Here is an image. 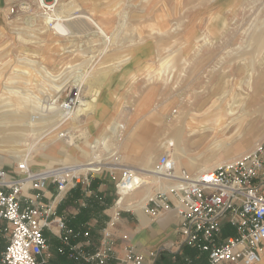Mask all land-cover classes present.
I'll use <instances>...</instances> for the list:
<instances>
[{
    "label": "rangeland",
    "instance_id": "rangeland-1",
    "mask_svg": "<svg viewBox=\"0 0 264 264\" xmlns=\"http://www.w3.org/2000/svg\"><path fill=\"white\" fill-rule=\"evenodd\" d=\"M133 12V17L126 20L128 27H131L126 35L121 33L122 29H119L124 27V20L120 22V19L100 17L107 24L102 23L101 27L111 38L110 42L107 43V45L109 44L108 48L114 41L118 47L125 46V42H132L134 45L128 51L132 54V65L127 67L125 77L140 72L141 64L153 66V76L149 81L150 86L153 87L151 94L154 97L153 109L155 111L158 112L164 104H167L171 110L188 111V115L201 114L206 110L213 112L223 107L226 110L234 109V115L244 116V120L240 124L237 121L230 123L227 121L216 133L207 131L203 134H190L186 130L183 131L180 145L187 156L200 165L193 168L192 171L196 172L202 166L209 168L218 166L220 158H225L228 153L243 146V137L250 138L258 131L261 132L263 139H261V145L264 149V0H236L230 7L226 6L223 0H134ZM216 14L225 21V25L219 31L210 33L207 31L206 25L211 17ZM93 19L98 21V18L93 17ZM117 29L119 30L117 31ZM125 36L128 37V41ZM194 42H197L198 45L192 49ZM142 52L148 54L142 57ZM165 62L169 63V66L163 67L162 64ZM12 63L13 60L11 59L10 65ZM35 68L39 71L42 67ZM164 68L166 69L164 70ZM98 69L100 67L95 63L89 66L69 65V67H60L55 72L42 69V72H38V74H44H35L34 77H31L28 70L24 71V77L9 73L6 77L0 76V92L9 89L17 96L35 95L44 100L51 98L52 104L57 100H62L68 92L73 91L76 83H78V76L83 73L82 77L84 78L81 81L82 84H79V88L85 95L88 104L86 111L88 112L91 110L92 98L97 94L99 95L94 99L95 101H92L95 103L101 94H105V90L100 91L95 86L101 84L103 80V77H96ZM53 76L56 77L53 78ZM143 78L145 79V77L139 76L137 81ZM137 81L133 86L137 84ZM54 84L58 86V90ZM94 89V94H92ZM158 91L161 93L158 94ZM134 92V88L126 91V104L121 109L126 116L131 111L130 123L137 118H133L134 111L132 110L136 100L133 95ZM91 94L92 96H90ZM86 96H90L91 100ZM141 100L147 99L141 98L137 102ZM140 109L141 112H136L137 116L143 112H146L147 115L144 121H142L143 117L142 120L136 121L132 125V128H136L137 132L134 140L135 149L150 146L155 141V136L162 132L160 129L164 124L167 131L172 128L181 129L183 125L181 120H176L169 115L164 116L166 118L163 123L161 116L152 115L150 110L147 109L146 111L143 105ZM185 119L188 120V117L185 116L184 121ZM114 122L124 123V126L127 124L125 121L114 120L110 123V128L113 127ZM86 124L87 121H72L63 127L65 125L63 123L59 129L44 137L40 142L51 143L40 148L39 154L46 153V150L52 146L58 154V160L53 161L51 158L54 156L47 155L38 160L40 166L36 164L37 167L33 168L42 169L68 163H88L92 161L93 155H98L103 157L99 163L107 162L102 170L117 173V180L120 175L119 168L123 167L117 163L114 164V159L120 160L122 157V153L116 150V145L119 142L112 146L108 143L111 150L102 151L100 143L108 138L109 130L105 135L95 137L96 139H89L91 133L88 134L87 129H85ZM24 131L28 133V130ZM60 132L70 133V139L62 137ZM239 133L244 136L239 138L237 136ZM162 136L159 135L158 139L163 142ZM80 137L82 139L79 141ZM30 141L31 137L26 142ZM73 141H78L79 145L85 143L83 149L86 153L81 151L75 152L76 154L73 153L74 150H79L74 145L67 146ZM130 142L132 140L128 143ZM23 147L22 142L10 143L0 139L1 156H6L7 151L11 148L22 149ZM66 148L69 157L66 156ZM162 153H167L171 157L174 153L173 147L167 151L161 148L157 150L158 156ZM77 155L81 159H74ZM6 160L8 162L2 163L1 167L14 170L17 162L12 161L9 157ZM120 164L125 166L136 165L135 162L129 161ZM102 166L96 165L94 168H101ZM263 170L264 163L261 171L263 172ZM143 177L146 178L145 175ZM153 186L157 187V185ZM128 203L119 204L118 207L129 208ZM263 249L264 245L262 251H264ZM49 252L50 247L45 254L48 255ZM180 257L182 256L176 253L173 258L162 259V263L157 259L153 264H177Z\"/></svg>",
    "mask_w": 264,
    "mask_h": 264
},
{
    "label": "built area",
    "instance_id": "built-area-1",
    "mask_svg": "<svg viewBox=\"0 0 264 264\" xmlns=\"http://www.w3.org/2000/svg\"><path fill=\"white\" fill-rule=\"evenodd\" d=\"M56 1L36 0L40 15L53 29L58 21L53 16ZM20 7L28 9L24 3ZM85 99L83 92L74 88L53 104L64 118H70L87 106ZM60 135L71 137L67 132ZM263 157L260 145L235 162L189 173L184 168L175 170L172 158L162 153L155 172L169 179L173 186L167 190L155 187L145 199L144 209L153 217L161 210H173L180 220L182 245L205 254L207 264H256L264 245ZM105 165L94 168L83 162L34 169L23 159L14 170L0 166V264H41L49 248L48 234L58 235V253L75 261L74 264H113L115 256L109 244L84 251L82 244L72 241L88 237V230L68 227L64 216H54L52 203L35 205L24 194L37 191V199L46 183L54 184L58 193L67 192L77 184L88 183L90 176L102 171ZM119 166L123 167L114 183L117 206L122 193L132 192L144 183L143 175L136 176L129 166ZM117 217L115 211L112 224ZM126 249L125 263H142V255L133 254L130 245Z\"/></svg>",
    "mask_w": 264,
    "mask_h": 264
},
{
    "label": "crops",
    "instance_id": "crops-1",
    "mask_svg": "<svg viewBox=\"0 0 264 264\" xmlns=\"http://www.w3.org/2000/svg\"><path fill=\"white\" fill-rule=\"evenodd\" d=\"M133 2L134 0H57L54 17L60 21L67 17L72 18L66 21L69 29L67 28L68 33H64L47 26L36 6V0H0V76L6 77L11 73L24 77V71L28 70L31 77H34L35 74H44H38L42 69L55 72L60 67L69 65L89 66L96 63L100 67L96 77H103V80L95 86L100 91L110 93V106L106 112L87 122L85 129L91 133L89 139L105 135L114 120L125 121L127 128L134 129L133 123L143 117L144 121L147 113L143 112L133 122H129L131 111L126 116L121 110L126 104V91L135 89L133 95L136 100L133 108L141 98L150 99L155 104L151 94L153 87L150 86L149 80L143 78L137 81L135 86H123L127 67L132 65V54L127 52L134 45L132 42H125V46L118 47L114 41L108 48L109 44L104 45L97 31L83 26L84 19L81 17L82 13H86L94 18L109 17L120 19V22L124 20V27L119 29L126 35L131 29L126 20L133 17ZM21 3L26 4L28 9H22ZM10 8H14L13 13ZM126 40L128 41V37ZM123 52H126V55ZM147 54L142 52L141 56ZM11 59L13 63L10 65ZM35 67L42 68L38 71ZM94 91L95 89L91 93ZM160 93L161 91H158V94ZM90 96L86 97L91 98ZM161 118L164 123L166 117L162 115ZM134 140L126 144L124 150L119 151L128 159L125 161L135 162L133 167L141 171L139 163L144 157V151L142 148H134ZM75 152L78 150L73 151ZM75 158L81 159L79 155ZM261 173L264 174V170ZM116 178L117 173L102 170L92 174L88 183L77 184L67 192L58 193L54 184L46 183L37 199V191L30 190L24 194L32 198L35 205L52 203L55 208L54 216H64L68 227L88 230V237L80 236L74 239L82 244L84 251H93L95 247L101 248L104 243L109 244L115 256L113 264H130L124 262L126 247L129 245L133 254L142 255L141 264H153L157 259L162 263L168 257L173 258L176 253L182 256L184 246L179 233L180 220L176 213L173 210H161L154 217L149 215L144 209L145 200L142 199L141 191L126 197L124 203L129 202V208H119L115 203ZM154 190L153 186L150 193ZM170 198L174 200L173 196ZM115 211L118 212V217L112 224ZM124 236H127L126 239ZM57 237L56 234H48L50 252L45 254L44 262L70 264L55 253ZM261 256L264 257V251Z\"/></svg>",
    "mask_w": 264,
    "mask_h": 264
},
{
    "label": "bare ground",
    "instance_id": "bare-ground-1",
    "mask_svg": "<svg viewBox=\"0 0 264 264\" xmlns=\"http://www.w3.org/2000/svg\"><path fill=\"white\" fill-rule=\"evenodd\" d=\"M235 1L236 0H223V3H225L226 6L230 7ZM53 16H54V10H53ZM81 17L84 19L83 26L88 27V28L90 27L94 29L95 31H97L98 33H100L101 35L100 37H102L104 45L110 42L111 38L104 32L105 30H103V28L101 27L102 23L106 24V22H104L100 18H98V21L97 20L95 21L91 14H86V13H82ZM71 19L72 18H69V17H67L64 21H60L58 19V21H56L54 25V30L56 29L59 32L68 33L67 28L69 29V27L66 24V21H69ZM224 25H225V21L221 19L219 15L216 14L211 17L210 21L206 25V29L208 32L212 33L214 31H219L221 28L224 27ZM197 45L198 43L194 42L192 49L196 48ZM127 53H129V55L131 54V52H127ZM123 54L126 55V52L125 53L123 52ZM141 65H142L141 71L138 73L129 74L126 77V80L122 82L123 86H126V87L133 86V84L137 81V77L139 76L145 77V80H150L152 78L153 66L143 65V64ZM162 65L163 67L164 66L166 67V65L169 66V63L165 62ZM135 69H136V66H135ZM165 69L166 68H164V70ZM83 75L84 74L82 73L78 76L79 80H78V83H76L77 85L75 87V89L80 90V91L81 89L79 88L80 86L79 84H82L81 81L84 78L82 77ZM55 77L56 76H53V78ZM55 87H56V90H58V86L55 85ZM97 95H95L94 98H92V101H95L94 99L99 96ZM50 99H45V100L40 99L38 96H35V95L17 96L13 91L9 89L6 91L0 92V139H2V141L10 142V143L22 142L24 145L22 149L11 148L10 150L7 151L6 156L0 155V166L2 165V163L8 162V160H6L7 157L11 158L12 161L14 162H18L19 160L24 159L26 160L29 166H32V168L40 166V163L38 162V160L39 159L41 160V158L47 155L54 156L51 159L53 161H57L58 154L55 152V149L52 146H50L46 150V153H42L43 155L39 154L40 148L44 146H48L49 143H51V142L47 143V141H42V142L40 141L44 137L52 134L53 131L59 129L63 123H65V125L63 126L65 127L69 125L70 123H72V121L90 122L95 116L101 115L103 112H106V110L110 106V100H109L110 93L108 91H105V94L103 95L101 94L97 102L92 103L91 101V108H90L91 110H89L90 112L89 111L87 112L86 110L88 109V107H85L84 109L77 110L75 114L71 116L70 118H64L63 117L64 115L58 110L56 105H54L53 103L51 104ZM86 105L88 106L87 103ZM142 105L145 107L146 111L147 109H149L152 115H158L161 117L162 115L163 116L169 115V116H172L174 119L181 120L183 122L181 129L172 128L168 131L164 124L163 126H161L162 128L160 129L162 132L159 134V135H163L162 136L163 142L159 141L158 139L159 135H156L155 141L150 146L142 148L144 151V157L142 161L139 163V165L141 166V171L133 166H129L131 167L132 171L136 173V176L138 175L146 176V178H144V183L140 187L134 190L136 191L137 189H140L139 191H141L144 195L142 196V199L144 200L151 194L150 189L153 187V185H157V187H159V189L161 190H167L173 186V183L170 182L169 179L161 177L155 172V164H156L157 156H158L157 150H160L161 148L167 151L170 147H173L174 153L172 154L171 158L175 163V170H178L179 168L183 167L189 173H192L193 168H196L197 166H200V165L197 162L196 163L193 162L192 158H189L187 156V153L181 147L180 140H181V134L183 133V131L186 130L190 134H195V133L203 134L207 131L216 133L220 129V127L223 126L224 123H227V121H229V123L232 121H237V123L240 124L244 120L243 115H239V116L234 115V109H231L232 107L230 108L231 110H226L225 108L220 107L219 109L213 112L206 110L205 112L201 114H194V115L189 114L188 115V111L176 110V109L171 110L167 104H164L161 107V109L157 112L153 109V102L150 99L141 100L135 104V107L133 109L135 114L133 113L134 115L133 118L137 117V113H136L137 111L141 112L140 108ZM183 116L188 117V120L185 119L184 121ZM131 118L129 117V120ZM24 130H28V133H26ZM108 130L110 132V134L108 135V138H106V140L101 141L100 143V147L102 151H104L105 149L111 150L110 145L112 146L116 142H119V144L116 145L117 147L116 150L117 151H119L120 149L124 150L125 149L124 146L129 141L136 139V136H137L136 128L129 130L126 127V125L124 126V123L122 124L120 122H114L113 127L111 128L109 127ZM237 136L239 138L240 137L242 138L244 135H242V133L241 134L239 133L237 134ZM29 137H31V141L26 142ZM261 137L262 136H261L260 131H258L254 136L250 138L243 137V143H244L243 146H241L239 149L235 150L234 152L228 153L225 158L223 159L220 158L217 165L235 162L245 157L246 155L253 153L261 145L262 140H263ZM35 139L37 140L35 141ZM81 139L82 137H80L78 140L80 141ZM108 143L110 145H108ZM72 145H74L75 148H79L78 151L86 153V151L83 149V147H85V143H81L79 145L78 141H73L71 143H68L67 146L69 147ZM66 152H67V148H66ZM34 153H37V154H34ZM66 156L69 157V152H67ZM102 159L103 157L101 156L93 155L92 161L88 162L87 165L89 167H94L96 165H105V163H99L102 161ZM126 159H127L126 156L123 155L120 160L114 159L115 160L114 164L117 163L118 165H121L120 163H123ZM36 164L37 166H35ZM207 169H210V168L208 166L206 167L202 166L200 169L198 168V171L207 170ZM132 192H129L127 194L122 193L120 195L119 203L120 204L124 203V200L126 199V197L130 195ZM257 264H264L263 256H261Z\"/></svg>",
    "mask_w": 264,
    "mask_h": 264
},
{
    "label": "trees",
    "instance_id": "trees-1",
    "mask_svg": "<svg viewBox=\"0 0 264 264\" xmlns=\"http://www.w3.org/2000/svg\"><path fill=\"white\" fill-rule=\"evenodd\" d=\"M74 242V240L72 241ZM60 242L58 240V243L55 246V253L60 256L63 257L64 259H66L67 261L70 262V264H74L75 261L70 260L66 257V255L60 254L58 253V248L60 246ZM89 252V251H88ZM182 257L178 258L179 261L177 264H207V260H206V255L199 253L197 250L184 246L182 248ZM41 264H45V262H42Z\"/></svg>",
    "mask_w": 264,
    "mask_h": 264
}]
</instances>
